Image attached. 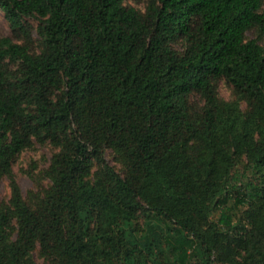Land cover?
Returning a JSON list of instances; mask_svg holds the SVG:
<instances>
[{"label": "trees", "instance_id": "obj_1", "mask_svg": "<svg viewBox=\"0 0 264 264\" xmlns=\"http://www.w3.org/2000/svg\"><path fill=\"white\" fill-rule=\"evenodd\" d=\"M0 11V264H264V0ZM34 144L50 184L25 198L12 164Z\"/></svg>", "mask_w": 264, "mask_h": 264}, {"label": "rangeland", "instance_id": "obj_2", "mask_svg": "<svg viewBox=\"0 0 264 264\" xmlns=\"http://www.w3.org/2000/svg\"><path fill=\"white\" fill-rule=\"evenodd\" d=\"M147 0H126V4L134 7L140 12H143L146 6ZM33 27L37 22L29 20ZM9 34L8 23L6 22L2 12L0 11V37ZM247 38H255L254 32H248ZM38 36L33 28V45L35 51H37ZM217 91L221 98L225 100H231L233 98L232 90L230 86L223 80L217 84ZM244 108V104H242ZM55 152L51 145H39L34 144L32 147L20 152L14 159L12 164V172L16 182L18 183L22 195L26 198L30 192H41L40 190L46 189L50 182L44 177L43 171L47 168L51 155ZM105 159L107 163L112 166L116 171L122 172L123 168L119 162L114 158L113 153L110 150L105 151ZM10 198L9 180L6 177L0 179V203H7ZM139 222H143L140 218ZM35 264H51L45 262L35 250L32 254Z\"/></svg>", "mask_w": 264, "mask_h": 264}]
</instances>
